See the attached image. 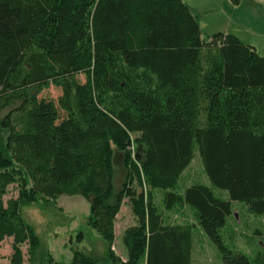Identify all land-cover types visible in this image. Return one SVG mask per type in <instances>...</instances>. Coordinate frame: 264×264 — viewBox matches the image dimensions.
Here are the masks:
<instances>
[{
  "label": "trees",
  "instance_id": "16d2710c",
  "mask_svg": "<svg viewBox=\"0 0 264 264\" xmlns=\"http://www.w3.org/2000/svg\"><path fill=\"white\" fill-rule=\"evenodd\" d=\"M50 84L56 101L40 95ZM132 133L144 144L136 160ZM112 142L126 168L117 191ZM196 153L208 181L182 187ZM133 177L140 191L126 186ZM152 188L166 210L192 207L221 264H264V246L248 255L221 233L235 200L264 212V55L232 32L203 36L184 0H0V241L13 238L11 264L23 242L30 254L38 243L20 205L59 194L87 198L109 244L124 195L137 217L125 258L74 249L67 264H192L191 225L168 220Z\"/></svg>",
  "mask_w": 264,
  "mask_h": 264
},
{
  "label": "rangeland",
  "instance_id": "374dc122",
  "mask_svg": "<svg viewBox=\"0 0 264 264\" xmlns=\"http://www.w3.org/2000/svg\"><path fill=\"white\" fill-rule=\"evenodd\" d=\"M212 11L201 14L194 10L200 24L202 35L206 36L216 31H226L236 34L240 39L255 46L264 55V0H215ZM83 79V75H81ZM61 90L50 84L40 95L57 100ZM136 133L130 135L127 149L133 160L142 155L144 144L135 141ZM112 165L114 170L113 185L117 191L127 179L124 165V149L112 142ZM128 171V170H127ZM193 181L207 182L199 155L196 153L189 165L184 169L179 179L182 187ZM126 186L141 188L132 179ZM147 188V187H146ZM19 186L17 182L7 186L6 193L1 198L5 203L10 197H17ZM145 189V188H144ZM162 191L152 188V198L155 204L166 214L168 220L186 222L193 230L192 264H221V253L211 241L207 233L199 225L192 207H182L181 204L166 210L163 208ZM233 212L221 230L222 237L231 248L242 250L248 255L264 246V212H251L244 201H233ZM23 219L34 229L37 246L29 252L28 242L21 244V264H67L72 251L80 249L99 262L109 260V248L121 258H125L127 249L122 240L126 226L137 221L132 211L131 200L124 195L119 211L114 218V239L109 244L100 233L88 222L89 200L82 195L59 194L55 198L38 197L35 200L24 201L20 205ZM13 238L6 236L0 241V264H11Z\"/></svg>",
  "mask_w": 264,
  "mask_h": 264
},
{
  "label": "crops",
  "instance_id": "0c3cea01",
  "mask_svg": "<svg viewBox=\"0 0 264 264\" xmlns=\"http://www.w3.org/2000/svg\"><path fill=\"white\" fill-rule=\"evenodd\" d=\"M184 1L189 5V7L192 9L193 12L194 10H198L201 14H204L205 11L206 12L212 11L216 3L215 0H184ZM182 207H189V206L183 204Z\"/></svg>",
  "mask_w": 264,
  "mask_h": 264
}]
</instances>
